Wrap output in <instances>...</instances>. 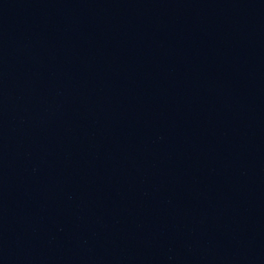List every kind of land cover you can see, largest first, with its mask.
Returning <instances> with one entry per match:
<instances>
[{
	"label": "water",
	"instance_id": "obj_1",
	"mask_svg": "<svg viewBox=\"0 0 264 264\" xmlns=\"http://www.w3.org/2000/svg\"><path fill=\"white\" fill-rule=\"evenodd\" d=\"M0 264H264V0H0Z\"/></svg>",
	"mask_w": 264,
	"mask_h": 264
}]
</instances>
